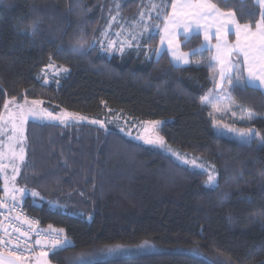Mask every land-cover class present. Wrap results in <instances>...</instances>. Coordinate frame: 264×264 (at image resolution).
<instances>
[{
  "label": "trees",
  "instance_id": "obj_1",
  "mask_svg": "<svg viewBox=\"0 0 264 264\" xmlns=\"http://www.w3.org/2000/svg\"><path fill=\"white\" fill-rule=\"evenodd\" d=\"M115 1L0 0V117L7 101L22 99L91 122L26 128L17 180L24 208L41 228L63 229L70 241L50 261L150 244L156 253L92 264H264V95L245 85L229 88L232 102L251 116L238 127L255 135L251 144L225 138L210 108L217 100L209 52L175 68L166 53L151 57L158 35L121 54L87 46L99 41ZM117 1L131 18L145 0ZM212 2L241 25L254 29L260 20L253 0ZM33 23L38 30L30 35ZM81 30L85 45L73 51ZM201 42L195 36L182 48ZM49 65L68 71L45 83ZM117 117L159 122L166 145L211 167L216 186L207 187L205 173L125 138L110 124Z\"/></svg>",
  "mask_w": 264,
  "mask_h": 264
},
{
  "label": "rangeland",
  "instance_id": "obj_2",
  "mask_svg": "<svg viewBox=\"0 0 264 264\" xmlns=\"http://www.w3.org/2000/svg\"><path fill=\"white\" fill-rule=\"evenodd\" d=\"M253 1L256 3V0ZM186 2L187 0H176L178 10L179 6ZM117 3L120 2L116 0L114 4H112V7L109 8L107 23L102 29L99 39V41H103L105 43V47H107V44L109 42L116 41L117 43L115 45V50H103V52L109 55L121 54V52L119 51L121 44L124 45L125 51L127 49H130L131 47L139 46L142 39L146 36L158 35L159 44L157 49H159L160 51L158 54L156 49V52H154L151 57L158 59L162 53H166L168 59L170 60V63L175 68H186L189 67L192 63V56L194 55L192 53L194 49L184 51L182 46L187 43L192 37L199 36L202 42L201 46L195 49V54L205 51L209 52L210 60L208 66L211 65L210 67L213 70L212 83L214 85V89L212 91V96L217 101L214 100L215 102L212 103V106L210 108L212 110L215 123H217L218 127H220L217 132L227 139H232L242 144H251L255 132L251 130V135H248L250 129L247 130L238 127V122L242 121L244 117H248L249 115L245 110L240 109L239 106L234 104L231 97L227 93L229 92V88L234 87L233 85L236 83V70H233L231 73L226 74L225 78L221 79L220 64L218 61L213 60V57L216 55L215 45L217 44L215 36L213 35L210 41H205L203 30L199 29L195 24H193L187 41L185 40L186 34L184 32L183 24H181L179 27L169 24L168 33L166 34L163 31L165 28V20L172 15L173 0H145L143 2V5L141 6L139 13L135 17L131 18L126 17L122 14L121 7L117 9ZM153 3L159 5V8L152 9ZM256 4L258 5L261 13L259 4ZM142 11L144 12L143 23H141L140 21V13ZM149 13L151 14V19H149ZM113 16H116L117 19L110 26L109 21ZM145 24L148 26L149 31L144 30ZM106 30L108 32V35H102V33H105ZM252 30L255 31V28ZM211 31L214 33L215 27H213ZM118 33H120V35H117ZM141 33H143V35H141ZM133 36L136 37L134 41L132 39ZM169 39H172L174 41V46H169ZM241 39L243 40V37H241ZM226 40L228 44L235 45L237 36L235 34L234 28L231 29L230 34L226 37ZM129 43L131 44L130 47L128 46ZM98 45L100 48L99 43ZM175 45H178V47ZM185 60H187L188 63H185ZM230 60L232 62H236L237 60H239V63L241 64V66H243L244 57L238 52L234 53L230 57ZM241 71L243 73V76L247 78V71L243 70V68H241ZM64 74L65 72L63 71V69H59L53 65L49 66L46 70L43 71L44 81H47V83H50L51 80L62 77ZM227 75L232 76L231 83L227 79ZM217 82H219L220 84L219 87L216 86ZM240 85H245V83L240 82L239 86ZM246 86L255 88V86L252 85ZM261 89L264 91V87H261ZM208 100H210V97H206L203 100V103H206ZM49 113H51V116L48 115ZM229 121L230 123L234 122L235 127L230 126ZM70 122L88 124L91 123L85 118L81 119V117L79 116H74L64 112L53 113L49 109L43 107V104L39 102L33 103V101L20 99L7 101L5 103L2 115L0 117V191L3 195L9 196L15 192H18L22 196L21 201H23L24 197H26L22 188L18 186L17 180L21 172V168L26 160L25 145L27 125L29 123L65 125L66 123ZM110 124H112L114 128L117 129V131L128 140H131L132 142H135L144 147L160 151L164 155L169 156L171 159H173V161L181 167L187 168L191 171L205 173L207 177H209V175L211 174L215 177V182L213 184H207V187L213 188L216 186L217 177L216 175H214L213 169L203 163L202 160L187 155H181L179 153L178 156L173 155V152H177L173 149L172 152H169L167 149L170 147L167 146L166 143L163 148H161L159 145L145 143L146 140H155L159 137V135L157 134V128L160 126V124H138L118 119V117L116 119H113ZM99 126L104 127L106 126V124ZM21 155H23L22 160L19 158ZM185 160L188 161L187 164L184 163ZM193 160H195L197 165L195 167L192 163ZM64 247L68 248L70 247V244ZM153 253H156V250L150 244H142L138 247L115 246L77 255L68 259L67 264H92L111 260L126 259L135 256H144L146 254ZM202 259L204 258L202 257ZM29 263L52 264L48 256H41L38 261L35 260L34 262H16L6 256L0 255V264Z\"/></svg>",
  "mask_w": 264,
  "mask_h": 264
},
{
  "label": "snow or ice",
  "instance_id": "obj_3",
  "mask_svg": "<svg viewBox=\"0 0 264 264\" xmlns=\"http://www.w3.org/2000/svg\"><path fill=\"white\" fill-rule=\"evenodd\" d=\"M243 3V0H241ZM256 3L259 4L261 8V19L257 21L255 25V31L252 30L251 25L243 24L241 25L237 19L234 12L231 11H222L220 7L216 3H213L212 0H187L186 3L179 6L176 3V0H173L172 4V15L171 17L166 18L165 20V28L164 32L168 33V25H174L179 27L183 24L184 32H185V40L189 38V33L192 30L193 24H195L199 29L204 32L205 41H210L211 37L214 35L217 44L216 55L213 57V60H216L220 64V76L221 79H224L226 74L231 73L233 70H236L235 81L236 83L233 85L239 86L240 82H244L245 85H252L255 87H264V0H256ZM117 9L121 7L120 3L116 5ZM159 5L153 3L152 9H158ZM118 15V14H117ZM117 19L116 16H113L109 21V25L111 26L113 22ZM149 19H151V14L149 13ZM140 21L143 23L144 21V12L140 13ZM215 27V32L213 33L211 29ZM234 28L235 34L237 36V40L235 45H230L227 43L226 37L230 34L231 29ZM38 30L35 23L30 25L29 34L35 35ZM145 31H149L148 26L145 24ZM102 35L107 36V30ZM117 35H120L118 33ZM143 35V33H141ZM243 37V40L241 39ZM133 41L136 39L135 36L132 37ZM163 39V38H162ZM100 44L101 50H115L116 41L109 42L107 47H105V43L103 41H97L93 39L90 43H88V47L90 49L95 48L96 44ZM169 46H174V41L172 39L168 40ZM85 45L84 41V33L81 30V34L75 37L73 51L77 49H83ZM129 47L131 44L129 43ZM178 47V45H175ZM203 47V45H202ZM121 53L124 51V45L121 44L119 49ZM159 49H157V53L159 54ZM196 50H193L192 54H195ZM240 53L244 57L243 66L239 63V60L236 62H232L230 57L234 53ZM188 55V54H184ZM188 63L187 60L184 61ZM51 66V65H49ZM211 66V65H210ZM247 71L248 76L245 78L241 71ZM64 72H67V69H63ZM227 79L229 82H232V76L227 75ZM47 83V81H45ZM217 87L220 86L219 82L216 84ZM33 103H37L33 101ZM51 116V113L48 114ZM251 118V116H249ZM83 119V117H81ZM93 123H97V121H93ZM153 124H158L159 122H152ZM248 135H251V130H249ZM145 143L152 145H159L161 148L165 146V141L163 137H158L155 140H146ZM169 152H172L171 148L167 149ZM173 155H177L178 153L173 152ZM21 160L23 159V155L19 157ZM185 164L188 163L187 160L184 161ZM193 166H197L195 160L192 161ZM215 182V177L211 174L208 177L207 184H213ZM22 191V190H21ZM33 195H37V193H33ZM59 232H63V229H60ZM39 243V241H38ZM70 244V241L65 237L61 239L59 235L53 240L52 247L53 249H61L64 246ZM43 255V253H42ZM19 259V257H18Z\"/></svg>",
  "mask_w": 264,
  "mask_h": 264
},
{
  "label": "built area",
  "instance_id": "obj_4",
  "mask_svg": "<svg viewBox=\"0 0 264 264\" xmlns=\"http://www.w3.org/2000/svg\"><path fill=\"white\" fill-rule=\"evenodd\" d=\"M57 235L64 239L59 231L41 228L25 210L19 193L0 195V254L16 262L58 254L62 248L52 247Z\"/></svg>",
  "mask_w": 264,
  "mask_h": 264
},
{
  "label": "crops",
  "instance_id": "obj_5",
  "mask_svg": "<svg viewBox=\"0 0 264 264\" xmlns=\"http://www.w3.org/2000/svg\"><path fill=\"white\" fill-rule=\"evenodd\" d=\"M246 86V85H245ZM246 87H248V88H253V89H256V90H259L263 95H264V91L261 89V87H249V86H246ZM1 194H2V192H1ZM7 196V195H6ZM1 255V254H0ZM2 256V255H1ZM44 257H46V256H44ZM41 258V257H40ZM39 258V259H40ZM43 258V257H42ZM39 259H37V261L39 260ZM35 260H33V261H30V262H34ZM30 264V263H29Z\"/></svg>",
  "mask_w": 264,
  "mask_h": 264
}]
</instances>
